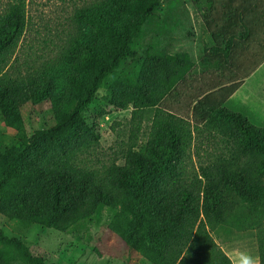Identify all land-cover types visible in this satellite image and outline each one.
I'll return each mask as SVG.
<instances>
[{
  "label": "trees",
  "instance_id": "1",
  "mask_svg": "<svg viewBox=\"0 0 264 264\" xmlns=\"http://www.w3.org/2000/svg\"><path fill=\"white\" fill-rule=\"evenodd\" d=\"M161 2L100 0L80 11L58 58L28 73L25 88L15 91L7 70L26 29V4L10 0L0 16V116L17 139L0 155V216L65 231L101 206H120L137 233L132 246L151 264H232L211 236L220 226L254 231L264 264V130L241 114L204 98L195 99L190 121L157 110L147 141L131 144L122 164L93 168L87 159L98 136L84 112L118 70L123 89L111 104L124 109L167 99L192 67L187 53L157 49L184 29L181 14L158 16ZM150 32L153 41L143 40ZM141 48L145 55L136 59ZM128 62L140 65L127 74ZM42 101L51 104L55 123L26 137L20 108ZM217 122L229 146L191 175L185 164L193 132ZM0 264L45 263L0 228Z\"/></svg>",
  "mask_w": 264,
  "mask_h": 264
},
{
  "label": "rangeland",
  "instance_id": "2",
  "mask_svg": "<svg viewBox=\"0 0 264 264\" xmlns=\"http://www.w3.org/2000/svg\"><path fill=\"white\" fill-rule=\"evenodd\" d=\"M99 1L25 0L26 29L13 52L11 65L7 70L8 76L16 79L15 91L25 88L24 78L28 73L58 58L77 31V14L93 8ZM9 2L10 0H0V16ZM169 12H172V15L175 12L178 15L186 12L184 27L187 30L188 26H193L192 32L197 34L198 27L195 26L198 16L196 14L194 17L195 8L188 0H162L158 16L165 18ZM170 25L175 27L174 23ZM187 37V31H177L175 37L166 42L165 47L157 49L164 50L170 56H176L185 50ZM195 38L194 35V40ZM143 40L153 41V33L145 34ZM144 55L145 51L141 48L137 50L136 59ZM199 62L197 57L191 59L194 69L184 74L167 99L151 98L148 104L134 101L124 109L115 108L111 104L115 92L119 88L123 89L120 87L122 79L119 80L122 76L121 70H118V73L98 91L95 100L84 112L85 122L98 136L96 150L87 157L90 166L101 168L112 163L122 164V155L131 144L138 148L147 141L157 110L190 121L189 114L185 113L187 105L201 98L213 102L210 94L205 96L210 92L204 89V75L198 72ZM139 65L128 62L122 71L130 74L129 69ZM233 93L228 92L226 97ZM226 97L216 102L232 113L241 114L253 128L264 130V91H240L230 100ZM20 114L26 137L38 130L52 127L55 123L49 101L25 105L20 108ZM218 124L217 122L213 128L199 127L193 132V141L185 164L191 175H194L199 166L206 165L212 156L226 152V146L229 145L225 142L227 137L222 135L226 131L217 127L220 126ZM14 134L7 130L0 116V155L17 139ZM0 228L6 236L20 239L31 254L43 259L45 264H151L132 246L137 233L123 216L120 206L116 209L101 206L90 220L65 231L43 228L37 224L23 227L1 216ZM211 236L232 264H248L249 260L258 264V253L253 241L254 231L236 232L229 227L220 226Z\"/></svg>",
  "mask_w": 264,
  "mask_h": 264
},
{
  "label": "crops",
  "instance_id": "3",
  "mask_svg": "<svg viewBox=\"0 0 264 264\" xmlns=\"http://www.w3.org/2000/svg\"><path fill=\"white\" fill-rule=\"evenodd\" d=\"M188 2L195 8L194 17L198 16L194 23L198 31L193 33L191 25L184 27L188 37L183 52L192 60L200 59L198 72L210 92L205 96L210 94L216 102L228 92L234 93L227 100L240 91H264V0ZM186 16L181 14L183 26ZM193 106L187 105L185 113L190 115Z\"/></svg>",
  "mask_w": 264,
  "mask_h": 264
},
{
  "label": "clouds",
  "instance_id": "4",
  "mask_svg": "<svg viewBox=\"0 0 264 264\" xmlns=\"http://www.w3.org/2000/svg\"><path fill=\"white\" fill-rule=\"evenodd\" d=\"M248 264H254V262L252 260H249Z\"/></svg>",
  "mask_w": 264,
  "mask_h": 264
}]
</instances>
